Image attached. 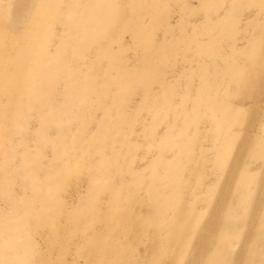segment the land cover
Wrapping results in <instances>:
<instances>
[{"label":"rangeland","instance_id":"1","mask_svg":"<svg viewBox=\"0 0 264 264\" xmlns=\"http://www.w3.org/2000/svg\"><path fill=\"white\" fill-rule=\"evenodd\" d=\"M0 4L11 20L8 30L0 20V31L12 39L0 48V71L11 73L8 58L21 54L27 65L14 83L28 90L22 116L0 85V252L18 255L15 264H145L151 205L168 200L178 209L161 208L168 210L161 242L148 260L168 264L172 255L163 250L188 228L195 237L227 188L224 202L245 214L240 231L258 218L255 247L263 254L264 0ZM35 98L44 102L42 119ZM54 118L63 119L59 128ZM39 177L48 183L38 194ZM184 201L195 203L187 210L198 221L180 210ZM235 235L232 244L244 243ZM20 237L19 247L9 245ZM207 237L228 241L218 231ZM201 251L209 257L191 261L213 264L219 249Z\"/></svg>","mask_w":264,"mask_h":264},{"label":"bare ground","instance_id":"2","mask_svg":"<svg viewBox=\"0 0 264 264\" xmlns=\"http://www.w3.org/2000/svg\"><path fill=\"white\" fill-rule=\"evenodd\" d=\"M92 5L94 7L95 1H91ZM50 11V9H44V10H35L34 14H42V15H47L45 13H47L48 11ZM8 16H4V13L2 12V8H1V4H0V20L3 21V19H6L5 21V27L8 26V23L11 20H7ZM261 19V15L258 14L255 18V22L260 21ZM14 24H11V28L12 27H16V24L13 26ZM10 28V29H11ZM6 30H8V27L5 28ZM25 36V35H24ZM23 36V38H24ZM0 37L2 38V42L0 43V48L5 49L6 51V47L9 45V41L12 40L9 36V32L8 31H0ZM28 37H33V36H28ZM8 41H5V40ZM18 40V39H16ZM25 42L28 44H33V42L28 41L29 39H27V37L25 38ZM1 52V55H4L6 52ZM23 53L25 54V50H23ZM20 54V53H19ZM32 55V53H31ZM9 56V54L7 55ZM44 56L45 55H39L37 57H35L36 62L38 63V72H37V76L39 79L42 80H46L47 79V66L44 62ZM3 61L6 60V57H4L2 59ZM26 59H23L22 55L20 54L17 58H8V66H12L13 70L11 71V73L5 74L4 72L0 71V85H4V83H6L8 85V87L10 88V91L6 92L9 94L10 97H12L13 99L15 98V100H13V106L14 109L16 111L19 112L20 115L24 116V107L22 109L21 104H22V100L23 98L26 96V94L28 93L27 88L23 87L22 85H18V82L14 83V77H16V72H22L23 65H27V61H25ZM34 61V60H33ZM29 62V60H28ZM5 64V61H4ZM35 86H39L41 87L40 83H38ZM31 89V88H30ZM24 102H27L26 100H24ZM31 102V101H30ZM33 102H35V105L33 106L35 109V115L38 119H42L46 114L47 111L45 110V105L42 99L40 98H35L33 100ZM28 103V102H27ZM51 112H54L53 110H50ZM52 124H54L55 127L59 128L62 124H63V119H58V118H54L52 120ZM32 174V173H31ZM176 176V175H175ZM177 186L179 191H182V184H181V180L179 179V177L177 176L176 178ZM249 177L245 178L244 182L241 183L240 181H238V188L240 190H243V186H247ZM38 182V187L35 186L33 189L37 192L38 194L40 193L41 190H43L45 184L48 183V181L46 180V178H38L37 180ZM31 183H33L31 181ZM183 183V182H182ZM34 184V183H33ZM246 184V185H245ZM184 187V186H183ZM157 188V187H156ZM187 189L189 188L188 186L186 187ZM49 189V187H48ZM223 189V188H222ZM228 189L225 188V190L223 189V191L225 192L224 194L220 195V203L213 206V208L211 209L207 219L202 223V225L200 226V228L197 230L196 232V236L194 237V235L191 233V229L188 228L186 234H183L182 236H178L179 239V243L176 247H174L173 244H169L167 246V248L165 250H163L164 253H166L167 255H172L171 260L168 262V264H182V261L184 260V256H187L188 259L186 261L185 264H196L194 261H191V256L196 254V255H202V257H204V259L206 260L208 257H205V253L204 252H200V247L204 246L208 249H211L212 251L214 249H219L218 251V255L215 258V260L213 261V264H223L222 262L225 261H230L229 264H260L261 261L264 260V252L262 255H260V253H258V249L256 246V243L258 241V236H260L259 233H257V231H255L254 225L257 224V219H253V221L249 224L248 228H245V231H240L241 226H240V217H244L245 214L240 213L237 208V202H235V205L233 206L234 210H229L228 207H232L231 205L227 204V202H224V198L228 196ZM175 193V191L173 192ZM237 193H234V198H237ZM12 200V199H11ZM161 201V200H160ZM156 206L151 205L153 207L152 209V214L150 213V217H155V222H153L152 226L150 227V235H151V240H150V245L148 246V249H142L141 250V256L142 259L145 257L146 261L145 264H149L148 260L152 261V259H154L153 257L156 256L157 254V249L160 245V240L161 238L158 239V236H156V234H158V231L160 229H163L162 227L164 225H162L161 223L163 222V217H166V214L168 213V210L165 211L162 214L161 208L164 206H169L167 209L173 208V212L175 210L178 209V207L175 208V206L171 205L169 203L168 200H165L164 202H159L158 204L155 203ZM191 204V206H193V204H195L194 202H182L181 204V208L180 210L182 212L185 213V215L187 216V218L192 215L191 217V221L190 222H195L198 221L200 219L199 215L196 213V210L189 209V205ZM48 204H45L44 206L47 207ZM45 207H43L45 209ZM47 212V211H46ZM189 212V214H188ZM146 215V214H144ZM258 215V214H257ZM185 216V218H186ZM145 217V216H142ZM251 217V215L247 214L246 215V219ZM244 219V220H246ZM242 220V219H241ZM46 221H44V223H46ZM47 225V224H46ZM239 226V227H238ZM262 226L264 227V222H262ZM137 227L139 228V225H137ZM212 230V231H210ZM140 231V229L138 230ZM143 231V229L141 230V232ZM215 231H218L219 234H222L224 239H227L228 241L225 242H219V238H213L212 240H210L207 235L209 234H214ZM155 234V235H154ZM192 234V235H190ZM204 234L206 236V239L204 240L205 243L202 245L200 243H203V240H200L198 238L199 235ZM237 234L238 238L242 237L244 238V243L243 242H235L232 244V237L234 236V238H236ZM100 235V234H99ZM94 239L97 240L98 235H93ZM237 238V239H238ZM193 239H195V243L192 247L190 246V243L193 242ZM209 240V241H208ZM12 244H9L10 246L14 247H19L20 241H21V237L20 238H14L12 240ZM208 241V242H207ZM250 243V246L248 245ZM235 244H239L238 250L235 252V250L233 249ZM106 248V247H105ZM107 252H110V248H106ZM104 251V252H105ZM162 253V252H160ZM184 253H186L187 255H185ZM223 255V256H222ZM18 255H15L13 253H9L8 255H5L4 252H0V264H15L17 262V257ZM258 258L261 260L260 262L258 261ZM152 263V262H151ZM157 264H167L166 262H158L156 261Z\"/></svg>","mask_w":264,"mask_h":264}]
</instances>
